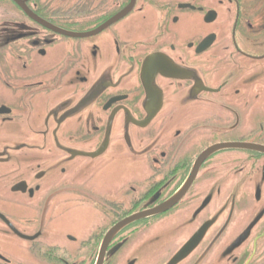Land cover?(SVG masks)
Listing matches in <instances>:
<instances>
[{
	"label": "flooded vegetation",
	"instance_id": "obj_1",
	"mask_svg": "<svg viewBox=\"0 0 264 264\" xmlns=\"http://www.w3.org/2000/svg\"><path fill=\"white\" fill-rule=\"evenodd\" d=\"M0 264H264V0H0Z\"/></svg>",
	"mask_w": 264,
	"mask_h": 264
},
{
	"label": "water",
	"instance_id": "obj_2",
	"mask_svg": "<svg viewBox=\"0 0 264 264\" xmlns=\"http://www.w3.org/2000/svg\"><path fill=\"white\" fill-rule=\"evenodd\" d=\"M208 152L206 151L205 153H203L202 154V156L201 157H203V156H205L206 154H207ZM96 154V152H94L93 154H91V156H93V155H95ZM198 162V160L195 162V164ZM181 194L179 193L176 197L178 198L179 196H180ZM175 197V198H176ZM134 219V217L133 218H131L130 220H133ZM112 231V230H111ZM114 231H112V232H109V236L113 233Z\"/></svg>",
	"mask_w": 264,
	"mask_h": 264
}]
</instances>
